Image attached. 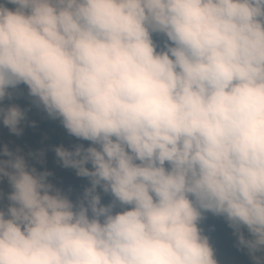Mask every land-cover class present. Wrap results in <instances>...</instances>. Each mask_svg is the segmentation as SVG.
I'll return each mask as SVG.
<instances>
[{"label":"clouds","instance_id":"clouds-1","mask_svg":"<svg viewBox=\"0 0 264 264\" xmlns=\"http://www.w3.org/2000/svg\"><path fill=\"white\" fill-rule=\"evenodd\" d=\"M21 85L89 142L51 149L88 186L0 145V264H219L209 213L264 264V0H0L16 137L37 126Z\"/></svg>","mask_w":264,"mask_h":264},{"label":"rangeland","instance_id":"rangeland-1","mask_svg":"<svg viewBox=\"0 0 264 264\" xmlns=\"http://www.w3.org/2000/svg\"><path fill=\"white\" fill-rule=\"evenodd\" d=\"M13 102L22 108L30 109L27 113L28 121H35L37 126L33 128L25 124L23 135L16 137L0 124V145L8 144L13 149L19 146L25 153L29 150L47 149L45 166L54 173L51 179L66 190L71 188L73 198H75V195L81 193L83 188L87 186L84 178L77 177L72 169L62 168L57 162L55 153L51 150L61 144L70 148L71 136L63 129L59 121L49 119L46 113L31 103L26 86H20L18 95ZM54 138L59 141L58 145L54 144ZM0 191L5 194L11 191L7 181L0 182ZM102 196L104 203H108L111 199L109 195L102 194ZM200 227L204 234L209 237L219 264H251L247 250L237 249L236 237L223 218L215 217L209 213L206 219L201 222Z\"/></svg>","mask_w":264,"mask_h":264},{"label":"trees","instance_id":"trees-1","mask_svg":"<svg viewBox=\"0 0 264 264\" xmlns=\"http://www.w3.org/2000/svg\"><path fill=\"white\" fill-rule=\"evenodd\" d=\"M54 144L58 145L59 144V141L57 139L54 138L53 140ZM78 143H83L85 147L89 146V142L87 141H80V140H77L76 138L74 137H71V146L74 145V144H78ZM39 167V166H38ZM44 167H46L44 165ZM84 182L85 184L88 186V181H87V178H84Z\"/></svg>","mask_w":264,"mask_h":264}]
</instances>
